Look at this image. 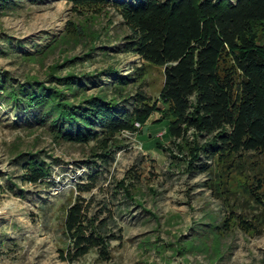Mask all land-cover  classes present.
Returning <instances> with one entry per match:
<instances>
[{
    "label": "rangeland",
    "instance_id": "obj_1",
    "mask_svg": "<svg viewBox=\"0 0 264 264\" xmlns=\"http://www.w3.org/2000/svg\"><path fill=\"white\" fill-rule=\"evenodd\" d=\"M17 1L18 7L0 19L1 77L11 78L14 86L30 76L50 85L52 66L69 58L75 59L55 74L102 73L99 81L93 79L100 85L116 80L109 69L132 82L143 69V85H131L127 93L142 90L152 102H158L160 110L137 134L121 136L108 163H94L96 159L86 147L55 145L45 128L33 122L32 111L20 113L11 105L0 106V264H70L60 257L67 246L65 212L74 202L77 185L87 183L92 175L97 176V188L83 196H93L94 211L100 204L112 210L113 231L120 230L121 240L111 242L113 258L109 262L100 261L93 251L72 264H264V217L253 203L237 196L243 186L253 183L252 177L264 166V159L257 161L258 168L253 167V171L228 173L215 163L211 176L190 173V157L172 145L168 134V107L160 100L164 68L118 49L125 29L117 12L105 10L96 17H78L64 0ZM70 22L87 26L94 38L77 43L66 38L56 50L48 51L55 39L66 36ZM258 33L263 45L264 27ZM37 49H44L46 55L33 62L26 60L25 56ZM88 86L91 91L97 89ZM195 137L191 134L189 141ZM196 140L204 143L207 137L201 135ZM156 142L163 147L156 148ZM182 147L185 149V144ZM19 153L34 154L51 166L45 185L24 183V161ZM211 180L215 183L210 189L207 184L211 185ZM121 181L134 185L128 188L143 207L126 199L123 190L118 191L116 186ZM232 211L235 216L242 214L239 216L247 222L231 223V232L222 237L220 258L201 252L175 253L177 245L196 234L203 235L210 214L222 225L232 217Z\"/></svg>",
    "mask_w": 264,
    "mask_h": 264
},
{
    "label": "trees",
    "instance_id": "obj_2",
    "mask_svg": "<svg viewBox=\"0 0 264 264\" xmlns=\"http://www.w3.org/2000/svg\"><path fill=\"white\" fill-rule=\"evenodd\" d=\"M64 1L72 5L78 17H96L105 10L117 12L125 29L118 49L164 68L160 100L168 107V134L172 145L190 157V173L211 176L215 163L228 173L258 168L257 161L264 159V44L260 45L258 33L264 27V0ZM17 7V0H0V19ZM90 37L94 38L87 26L70 22L66 36L55 39L48 51L56 50L66 38L77 43ZM39 55H46V51L37 49L25 57L33 62ZM74 59L52 66L50 85L30 76L14 86L11 78L0 76V106L11 105L20 113L32 111L33 122L45 128L55 145L86 147L96 159L94 163H108L121 136L137 134L136 124L145 126L160 110L158 102H152L142 90L127 93L131 85L142 81L143 69L133 82L109 69L116 80L102 85L93 80L99 81L102 73L55 74ZM89 84L96 91H91ZM191 134L205 135L207 140L198 144L195 137L189 141ZM155 146L163 147L158 142ZM18 157L24 161V183L45 185L51 166L34 154L19 153ZM252 178L253 183L243 186L237 196L253 203L264 217V166ZM96 179L92 175L87 183L77 185L74 202L65 212L67 246L61 251L63 262L75 263L93 251L100 261L109 262L113 258L111 242L121 240L120 230L113 231L112 210L99 203L94 211L93 196H83L97 188ZM211 183L207 184L210 189L215 181ZM128 187L134 185L121 181L116 186L126 199L143 207ZM234 213L230 212L232 217L222 225L210 214L203 235L196 234L177 245L175 253L201 252L220 258L222 237L231 232V223L247 222L239 216L242 214Z\"/></svg>",
    "mask_w": 264,
    "mask_h": 264
},
{
    "label": "built area",
    "instance_id": "obj_3",
    "mask_svg": "<svg viewBox=\"0 0 264 264\" xmlns=\"http://www.w3.org/2000/svg\"><path fill=\"white\" fill-rule=\"evenodd\" d=\"M136 127H137V129H140L141 128V126L139 124H136Z\"/></svg>",
    "mask_w": 264,
    "mask_h": 264
}]
</instances>
